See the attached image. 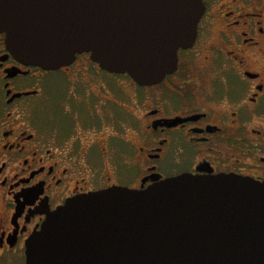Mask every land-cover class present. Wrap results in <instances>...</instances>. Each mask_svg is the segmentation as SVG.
<instances>
[{
  "label": "flooded vegetation",
  "instance_id": "af4514ba",
  "mask_svg": "<svg viewBox=\"0 0 264 264\" xmlns=\"http://www.w3.org/2000/svg\"><path fill=\"white\" fill-rule=\"evenodd\" d=\"M201 1L194 42L148 86L89 54L25 65L0 33V264H25L29 236L85 193L184 173L264 183V0Z\"/></svg>",
  "mask_w": 264,
  "mask_h": 264
},
{
  "label": "water",
  "instance_id": "95a60500",
  "mask_svg": "<svg viewBox=\"0 0 264 264\" xmlns=\"http://www.w3.org/2000/svg\"><path fill=\"white\" fill-rule=\"evenodd\" d=\"M203 10L201 0H0V33L25 65L89 54L148 86L177 68ZM25 264H264V183L184 173L76 196L29 236Z\"/></svg>",
  "mask_w": 264,
  "mask_h": 264
},
{
  "label": "rangeland",
  "instance_id": "374dc122",
  "mask_svg": "<svg viewBox=\"0 0 264 264\" xmlns=\"http://www.w3.org/2000/svg\"><path fill=\"white\" fill-rule=\"evenodd\" d=\"M109 80H111L112 81V83H115L116 82V79L115 78H113V77H107ZM128 77L127 76H122L121 78H120V80L119 81H117L116 83L118 84V85H120V87L122 88L121 90H122V94L124 95V91L126 90V86H127V84H128ZM15 264H23V262H20V261H17V262H15Z\"/></svg>",
  "mask_w": 264,
  "mask_h": 264
}]
</instances>
